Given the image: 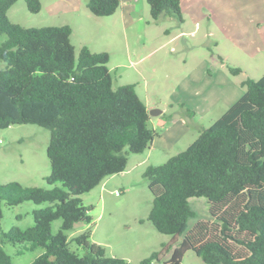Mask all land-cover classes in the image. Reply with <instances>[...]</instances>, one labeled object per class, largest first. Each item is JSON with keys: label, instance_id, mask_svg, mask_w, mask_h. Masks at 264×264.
Listing matches in <instances>:
<instances>
[{"label": "trees", "instance_id": "16d2710c", "mask_svg": "<svg viewBox=\"0 0 264 264\" xmlns=\"http://www.w3.org/2000/svg\"><path fill=\"white\" fill-rule=\"evenodd\" d=\"M18 0H0V128L37 124L50 130L47 154L49 184L24 186L0 182L1 202H51L34 211L35 224L0 233V264H15L4 244L26 243L44 251L29 264H135L108 256L91 240V231L69 238L79 222H90L81 195L105 178L127 169L130 154L145 152L157 136L150 111L136 85H115L108 51L83 45L79 54L69 24L24 26L10 19ZM39 13L41 0H26ZM153 21L184 22L181 0H147ZM96 16L113 15L121 0H86ZM233 75L240 67H229ZM243 97L183 151L144 171L154 195L148 219L172 235L141 261L154 264L171 252L167 264H182L193 250L205 264H264V75L247 77ZM205 197L211 221L191 226L196 211L190 201ZM62 219L57 233L52 224ZM75 242L84 254L71 249ZM165 250H164V249Z\"/></svg>", "mask_w": 264, "mask_h": 264}, {"label": "rangeland", "instance_id": "374dc122", "mask_svg": "<svg viewBox=\"0 0 264 264\" xmlns=\"http://www.w3.org/2000/svg\"><path fill=\"white\" fill-rule=\"evenodd\" d=\"M41 1L42 10L33 13L29 10L26 0H18L9 11L10 19L27 27L71 23L72 41L77 55L85 42L95 50L109 51L111 60L108 66L112 70L115 85L126 82L136 83L137 92L143 101L151 106L157 103L158 106H154L153 110L163 115L162 111L166 109L165 115L161 117L153 115L157 125L164 120L167 127H172L171 119H174L181 127H189L171 149L156 148L151 153L147 149L143 153L131 154L128 172L109 176L97 187L82 194L81 198L88 207L91 221L79 222L67 232L69 238H73L90 230L91 240L102 245L108 256L122 257L135 264H142L141 261L154 251L160 250L163 243L168 244L172 241V235L159 232L148 219L154 195L148 187L144 171L148 165L165 163L172 156L185 150L199 136L202 129L221 118L245 94V88L241 85L243 79L247 77L259 79L264 75V55L254 60L247 59V56L237 51L234 43L225 38L222 32L224 28L226 33L234 36V27L237 26L233 22L234 17L230 18L231 12L227 13L223 9L241 8L244 9L243 14H250L246 12V8L252 11L256 7L264 8V3H257L255 0H196V4L202 7L203 12L209 10V7L213 10L210 11L213 16L205 15L206 18L200 22L199 27L194 22L184 26L172 18H164L156 23L149 13L148 20L145 21L153 24L151 31L155 28L150 34L151 41L161 42L163 39H168L166 30L177 35V38L175 41L171 40L164 52L156 53L141 64L140 68L146 72L144 75L133 65V61L139 59V56L128 57L126 33L129 34L133 46L131 31L120 27L119 37L110 33L114 29V17L94 15L88 8L86 0H71L73 4L69 2L70 0ZM142 1L145 8L150 10L147 0H140V4ZM211 19L218 21L217 28L222 31L218 30L219 33L209 36ZM263 25L264 23L261 24ZM183 30L186 32L184 33ZM221 55L227 58L225 62L220 59ZM228 58L242 66L244 72L238 76L233 75L229 67L240 66L233 64ZM153 61L159 67L156 72L152 71L149 65ZM198 63L201 65L200 68H197ZM5 65V62H0V67ZM208 72L215 76L209 78ZM225 75L239 78V87L243 91L230 90L228 95L231 98H228L227 90L223 85L220 96L209 94L208 89L212 86L210 80L215 82L214 85H218L219 82L224 84ZM216 96L221 97V100L228 98L230 103L219 102L208 109ZM183 101H186L185 106L181 103ZM171 103L176 104L170 106ZM156 128L159 133L163 130L159 125ZM50 135L48 128L31 123L0 128V182L18 181L24 186L44 188L63 187L60 182L49 184L45 179L51 172L47 154ZM190 201L196 211L191 226L199 220H212L207 198L193 197ZM52 204L24 201L17 205H9L6 201L1 202L0 233L9 231L15 226L21 229L33 226L34 211ZM61 225L62 219L53 221L52 232L57 233ZM26 246V243L4 244L15 264H29L44 251L41 247L28 250ZM70 247L80 255L84 254L83 248L75 242H72ZM170 257L171 252H163L160 260L155 261L154 264H167ZM182 264H205V262L193 250H189L185 253Z\"/></svg>", "mask_w": 264, "mask_h": 264}, {"label": "crops", "instance_id": "0c3cea01", "mask_svg": "<svg viewBox=\"0 0 264 264\" xmlns=\"http://www.w3.org/2000/svg\"><path fill=\"white\" fill-rule=\"evenodd\" d=\"M223 1H226V0H223ZM255 1H257V3H261V2L264 3V0H255ZM69 2L73 4L71 0ZM181 6L183 10V15H184V22L181 23V25H184V26H187L189 22H194L195 25L199 27L200 22H203L206 16L208 15L213 16L210 13V11L213 12V10H211L210 7H209V10L207 11L204 10L205 12H203L202 7L196 4V0H181ZM243 10L244 9H241V8H236V10L223 9V11L227 13L231 12L230 18L234 17L233 22H235V24L237 25L234 27V36H236L237 38L228 32L226 33V30L224 28H223V31L220 28H217L218 21H215L213 19H211L210 21V27H209L210 30H209L208 35L209 36L216 35L217 33H219V31H222L223 36L231 40L236 46L237 51L246 55L247 59H253V60L258 59V57H260L261 55H264V25L261 26V24L264 23V8L263 6L256 7L253 9V11L252 9L246 8V12L250 14H243L242 13ZM149 13L151 12L149 8H145L143 1L140 4V0H121V5L119 9L113 15H110V17H114L113 21L115 23L114 29L110 31L111 34H113L115 37H119L120 27L123 28L124 30L131 31L133 46L131 45L129 34L126 33V38L128 41V52H129L128 57L131 58L132 55L139 56L138 57L139 59H137L136 61H133V65L136 69H138V71H141V74H144V75L146 74V72L145 70H142V68H140L141 64L146 62L147 59L152 58L156 53L164 52L165 47H167L171 43V40L174 39L175 41L176 40L175 38H177V35H173L170 33V31L166 30V33H168L167 34L168 39H163L161 42L151 41L152 38L150 34L152 33L153 30H155V28H153L151 31L153 24H151V22L149 21L148 23H146L145 21V20H148ZM249 18H251L250 21H249ZM156 23H159V22H156ZM248 23H250L249 26H248ZM63 24L71 25V23H63ZM183 32L185 33L186 31L183 30ZM108 35H110L109 31H108ZM148 36L149 38H147ZM71 40H72V35H71ZM154 44H157V45L155 46ZM83 45L89 46L92 51L100 52L99 50L93 49L89 43L85 42ZM104 51H107V50H104ZM165 52L168 53L167 51ZM220 59L222 60V62H225L227 58L221 55ZM228 59L231 60L233 64L237 65L236 63L233 62L232 59L230 58ZM110 60H111V55H110ZM198 64L199 65L197 66V68H200L201 65L200 63ZM149 65L151 66L152 71L156 72L159 70V67H157V64L155 63V61H153L152 63H149ZM237 66H240V65H237ZM241 67L242 66H240V68ZM242 72H244L243 69H242ZM208 73L209 74H207V76L211 79L215 76L214 74L213 75L210 74V72ZM223 74H226V73L223 72ZM201 76H203V72H201ZM126 83H131V82H126ZM210 83L212 84V86H210L208 89L209 94L214 93L220 96L221 94L220 90L223 89L224 86L227 90L228 98H231V96L228 95V92L230 90L239 89L241 92L243 91L239 87V78H233L230 75H225L224 84L219 82L218 85H214L215 82L213 80H210ZM121 84H124V83H121ZM133 84L136 85V83H133ZM219 96H216L213 98L208 109H210L215 104H218L219 102L227 103V104L230 103L228 101V98H226L225 100H221V97ZM181 103H183L184 106L186 105V101H183ZM175 104L176 103H171L169 105L172 106ZM146 105L149 111L151 109L153 110L154 106H158L157 103H155V105H152V106L149 105L148 103H146ZM162 112H163V115H165L166 109H163ZM163 115H161V113L155 114V116H160V117ZM150 116H151V119H150L151 126L157 132L158 130L156 126L158 127V125L161 127V129L164 130V131L162 130L161 133L159 132L157 133V136L155 137L152 145L148 148V151L150 153L156 148L158 149L161 148L162 150L164 149L166 150L168 148L171 149L173 145L176 144L175 142L189 130V127H183V126L181 127L179 124H177V121L174 119H171L172 122L170 125H172V127H167L166 121L164 120H162L163 121L162 123L157 125V122L153 120V115L150 114ZM158 121H161V120H158ZM130 156H129V161H130ZM128 166H129V163H128ZM128 166H127V169H128ZM127 169L119 174H125L126 172H128ZM113 176L114 175L110 177H113Z\"/></svg>", "mask_w": 264, "mask_h": 264}, {"label": "water", "instance_id": "95a60500", "mask_svg": "<svg viewBox=\"0 0 264 264\" xmlns=\"http://www.w3.org/2000/svg\"><path fill=\"white\" fill-rule=\"evenodd\" d=\"M157 113H158L157 110H150V114H151V115H155V114H157Z\"/></svg>", "mask_w": 264, "mask_h": 264}, {"label": "built area", "instance_id": "2783aa9c", "mask_svg": "<svg viewBox=\"0 0 264 264\" xmlns=\"http://www.w3.org/2000/svg\"><path fill=\"white\" fill-rule=\"evenodd\" d=\"M119 193V192H118Z\"/></svg>", "mask_w": 264, "mask_h": 264}]
</instances>
